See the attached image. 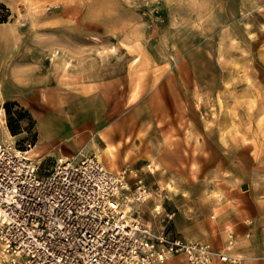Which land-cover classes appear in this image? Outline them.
Listing matches in <instances>:
<instances>
[{
  "label": "rangeland",
  "instance_id": "374dc122",
  "mask_svg": "<svg viewBox=\"0 0 264 264\" xmlns=\"http://www.w3.org/2000/svg\"><path fill=\"white\" fill-rule=\"evenodd\" d=\"M1 3L0 140L42 173L97 152L144 179L146 224L164 203L174 236L264 264V0Z\"/></svg>",
  "mask_w": 264,
  "mask_h": 264
},
{
  "label": "built area",
  "instance_id": "2783aa9c",
  "mask_svg": "<svg viewBox=\"0 0 264 264\" xmlns=\"http://www.w3.org/2000/svg\"><path fill=\"white\" fill-rule=\"evenodd\" d=\"M29 148L0 140V264H158L173 254L241 264L240 255L156 231L127 210L129 197L149 195L137 173L130 178L97 153L59 157L42 173Z\"/></svg>",
  "mask_w": 264,
  "mask_h": 264
},
{
  "label": "crops",
  "instance_id": "0c3cea01",
  "mask_svg": "<svg viewBox=\"0 0 264 264\" xmlns=\"http://www.w3.org/2000/svg\"><path fill=\"white\" fill-rule=\"evenodd\" d=\"M1 58V57H0ZM90 153H97V152H90ZM90 153H82V152H79V153H76V154H73V155H70V156H76V155H81V154H90ZM98 154V153H97ZM99 155V154H98ZM70 156H67V157H70ZM100 156V155H99ZM61 157H63V156H61ZM64 157H66V155L64 156ZM101 157V156H100ZM102 158V160L108 165V166H110L104 159H103V157H101ZM110 167H112V166H110ZM115 169V168H114ZM162 206H163V208L165 209L166 208V214L168 215V214H171L168 210H167V206L164 204V203H162ZM138 217H139V215H138ZM172 219V218H171ZM171 219L169 218L168 220H167V222H166V224L165 225H163V226H161V227H159L158 225H155V226H153L152 225V227L156 230V231H161V230H164V228L166 229V231H168V233L170 234V235H172V236H174V234L172 233V230H171V227L169 226V228H166V226H168V223L171 221ZM250 222H252V221H250ZM151 225V224H150ZM177 231V230H176ZM248 233H250V232H247V234ZM248 235H250V234H248ZM184 238H186V239H189V240H197V239H190V238H188V237H186V236H183ZM201 241H205V242H208V240H201ZM222 251H224V252H227V253H229V254H233V255H240V256H242V262H241V264L243 263V260H244V258L243 257H245L242 253H240V252H231V251H228V250H222ZM250 254H252V252L250 253ZM253 254H254V252H253ZM247 257H249L248 255H247ZM215 264H223V263H221V262H217V263H215Z\"/></svg>",
  "mask_w": 264,
  "mask_h": 264
},
{
  "label": "bare ground",
  "instance_id": "6f19581e",
  "mask_svg": "<svg viewBox=\"0 0 264 264\" xmlns=\"http://www.w3.org/2000/svg\"><path fill=\"white\" fill-rule=\"evenodd\" d=\"M264 31V30H263ZM264 33V32H263ZM262 33V35H264ZM259 40V39H258ZM1 111H3V109L1 108ZM4 113V112H3ZM112 136V135H111ZM113 138V137H112ZM37 150H38V147L37 146H32V148L31 149H29V152H31L32 153V155L34 154V155H38L37 154ZM105 150H106V153H107V155H109V156H111V152H110V149L108 148V147H106L105 148ZM156 167V166H155ZM169 185V184H168ZM171 188V187H170ZM172 189V188H171ZM149 196V195H148ZM128 201L126 202V205H125V207H126V209L127 210H131V211H133L134 210V207L136 206V207H139V205H140V202L139 201H137V200H132L130 197L127 199ZM160 207H161V205L160 204H158L157 206H156V208H155V210H158V209H160ZM137 211V210H136Z\"/></svg>",
  "mask_w": 264,
  "mask_h": 264
},
{
  "label": "trees",
  "instance_id": "16d2710c",
  "mask_svg": "<svg viewBox=\"0 0 264 264\" xmlns=\"http://www.w3.org/2000/svg\"><path fill=\"white\" fill-rule=\"evenodd\" d=\"M10 9L4 4H0V23L8 20Z\"/></svg>",
  "mask_w": 264,
  "mask_h": 264
}]
</instances>
